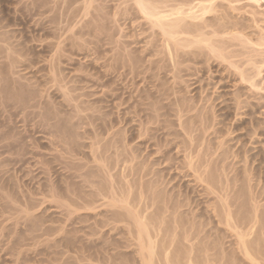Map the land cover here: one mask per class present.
Masks as SVG:
<instances>
[{
  "label": "rangeland",
  "instance_id": "1",
  "mask_svg": "<svg viewBox=\"0 0 264 264\" xmlns=\"http://www.w3.org/2000/svg\"><path fill=\"white\" fill-rule=\"evenodd\" d=\"M41 1L0 0V264H143L133 237V235L136 236L135 228L133 224L130 225L129 215L124 208L100 206L96 209H82L72 215L69 220L68 210L60 206L63 203L53 198L54 194H56L55 197H58V194L60 198L63 196V199H70L69 201L73 203L94 199L100 205L103 200L104 202L108 200L102 199L98 187L103 189L102 192L110 199L112 198L110 187L114 184L120 195L123 192L124 198H130L138 205L137 209L146 215L151 214L152 233L159 226L161 227L160 224H163L157 236L160 238L155 244L157 248L155 251L159 252L155 256L156 264H168L166 261L170 264H191V262L192 264H224L227 259L232 264H256L257 262L252 263L239 249L241 241L243 238L246 239V236L248 250L251 254L253 253V259L255 257L253 262L259 258V262L263 264L264 133L261 128L264 127V102L262 101L264 91H259V88L261 86V89L264 88V0H227L232 6L224 0L220 2L217 0L215 10L219 13L214 10L212 14H207L210 18L208 22L214 25V29L220 31L218 33H227L230 30L231 35L237 37V40L232 39L233 36H229V39L230 33L224 38L223 34L217 33L219 36L216 37L217 34L214 35L212 32L213 35L211 33L209 37L214 36L211 38L215 42L213 46H217L219 50L223 47L221 50H224L225 58L230 57L232 61L229 65L236 64L238 67L236 65L229 67L230 59L227 61L224 57L221 58L218 51L213 53L210 48L209 50L205 48L206 44L203 43L196 44L202 48L204 46L203 50H200L201 56L185 54L188 51L191 52L190 50L199 51L197 50L199 48L193 44V49L186 48L188 51L185 48L184 50L179 48V54L184 53L187 60L183 67L180 66L183 73L178 74L176 81L171 74V59L165 45L166 38L169 37L166 33L169 27L164 23L166 21L168 24L167 18H164L167 16L166 12L165 15L162 14L161 22L157 23L154 20L146 21V14L143 15L141 10L138 11L139 7L135 0L133 2L132 0H126L128 2L94 0L92 6L88 1L85 3L86 0H57L59 3L56 0H44L45 3ZM49 1L57 3L55 5ZM154 1L157 2L156 5L160 2ZM70 15L73 16H71L72 19ZM216 15L219 17L217 20ZM143 16L146 18L143 19ZM162 24L168 28L162 27ZM235 29L240 32L243 30L240 33L243 36L236 33ZM211 30L213 31V28H207V31L211 32ZM244 35L246 39H243ZM180 36L177 37V43L182 45L185 43L182 41L184 35ZM185 36V39L187 36L191 37V35ZM208 53H211L213 58ZM214 54H219V57L217 55L215 57ZM219 58L225 60V62L221 61L222 66ZM178 59L183 60L181 57ZM196 65H198L197 68ZM234 66L246 75L249 72L247 78L257 73L258 80L256 78L255 80L259 90L247 81L243 83L242 78L241 83L240 70L236 71L238 69ZM225 69L232 72L230 76ZM259 70L261 74L258 73ZM52 73H56L58 77L55 81L52 77L55 75ZM236 81L240 82L236 83ZM235 83L238 85L236 86ZM250 85L258 92L254 91ZM236 92L241 94L242 105L249 102L259 105L255 113L249 112L250 114L247 115L236 113L233 109L236 103L234 97L238 96ZM253 92L257 93L256 97ZM261 94L263 96H259ZM19 96L22 98L20 99ZM261 105H263L262 108ZM194 106L198 107L193 108ZM177 108L185 111L182 112L181 117ZM249 111L252 112L250 107ZM46 115H50V118ZM239 119L241 120L238 121ZM69 122L72 127L67 125ZM48 123L55 124L54 128L51 129L53 124L49 127ZM62 125L66 126L65 129ZM212 125L214 128L217 127L214 129ZM68 126L69 130L66 129ZM55 130L60 132L62 130V135L57 134L58 131ZM30 132L33 135H30ZM55 134L58 136L57 142ZM63 134H67L68 139L65 141L62 140L66 139ZM252 135L256 136L253 138ZM68 140L72 142L73 147ZM62 141L65 144H61ZM70 146L74 152L71 151ZM209 154L215 156L213 157L215 161L212 157L211 161L210 157L207 158ZM94 155L99 156L98 160L106 162L107 167L100 165L102 163H98ZM232 155H234L233 158ZM244 155L248 156L247 159ZM223 161H226L225 164ZM204 163L207 164L204 165ZM200 168L203 170L200 171ZM197 171L200 172L197 173ZM228 174L229 177H227ZM202 175L203 178H201ZM198 178L202 179L201 181L209 179L210 182L215 178V182L210 184L204 180L206 182L204 184L198 181ZM107 180H109L108 183ZM118 188H122V191ZM215 188L217 192H214ZM5 189L7 192L4 191ZM250 189H253L252 194ZM227 201L228 203L224 204ZM248 202L250 205L255 204L254 208ZM225 205L229 206L228 212L232 211L230 227L226 225L228 221L225 215L228 216L230 212H227L228 207ZM255 213L260 217L255 216ZM164 215L165 217L162 218ZM113 218L122 219V221L120 224L119 222L114 224ZM174 218L176 220L179 218L176 222L178 226L174 223ZM107 221L111 223L108 224ZM254 222L258 224L255 225ZM233 224H236L235 227ZM249 225L252 227L248 229ZM253 225L255 229H252ZM241 226H244L243 230L240 229ZM178 227L179 231H177ZM239 229L241 232L238 231ZM131 230H133L132 233L129 232ZM234 230L238 233L236 234ZM171 236L175 241L173 238L171 241ZM186 237L189 238H187L188 241ZM237 239H240V246ZM194 240L195 243H192ZM164 246L168 248L167 254ZM207 246L211 249L207 250L208 252L205 250ZM165 254L168 258H165Z\"/></svg>",
  "mask_w": 264,
  "mask_h": 264
},
{
  "label": "bare ground",
  "instance_id": "2",
  "mask_svg": "<svg viewBox=\"0 0 264 264\" xmlns=\"http://www.w3.org/2000/svg\"><path fill=\"white\" fill-rule=\"evenodd\" d=\"M42 1H44V0H42ZM41 1V2H42ZM51 1H54V0H51ZM51 1H49V2H51ZM57 1V0H56ZM67 1V0H66ZM68 1H70V0H68ZM73 1V0H72ZM87 1H88V3L92 6L93 5V1L94 0H86V2L85 3H87ZM97 1V0H96ZM126 1V0H125ZM124 1V2H125ZM136 1V5H138L137 7H139L138 9V11H142L143 13V15H145V16H147V18L145 17V16H143L144 18L143 19H145L146 18V21L147 20H151V21H156L157 23H158V21L159 22H161V19L163 18L162 16V14H164L165 12H166V14H167V16H165L164 18L166 19L167 18V21H168V24H167V22L166 21H164V23H166V25L169 27V29L167 30L166 28H168V27H166L165 26V24H162V27H166V28H164V29H166V33L169 35V37L168 38H166V43H165V45H166V48H167V50H168V54H169V56H170V59H171V64H172V75L175 77V81H176V79L178 78V74L179 73H183V72H181L182 71V69H180V66H182V65H184V63H186L185 61L187 60L186 59V56L184 55V53L182 54V55H180L179 54V52H180V49L181 48H183V50H184V48H185V50H186V48L187 47H190V49H193L192 47L194 46L193 44H195V46H196V44H200V43H203L204 45H205V48H207L208 50H209V48H210V50L214 53H218L219 52V54H216L217 55V57H224L225 58V54L223 53V51L220 49L219 50V48L216 46H213V42L214 41H212V39L211 38H214V36L213 37H209V34L211 35V33L213 32L214 33V35H215V33L217 34L218 32H220L218 29H214V25H212L211 23H209L208 22V20L210 19L209 17H208V15L207 14H209V13H211L212 11H214L215 9H216V6H215V4L217 3V0H164V1H161V0H159L160 2L156 5V3H155V1L153 0H135ZM223 1V0H222ZM221 1V2H222ZM224 1H226V2H228L227 0H224ZM229 1H232V0H229ZM48 2V1H47ZM46 2V3H47ZM58 3H59V1H57ZM56 2V3H57ZM64 2V1H63ZM75 2V1H74ZM121 2V1H120ZM119 2V3H120ZM126 2H128V1H126ZM132 2H133V0H132ZM218 2H220V0L218 1ZM44 3H45V1H44ZM43 3V4H44ZM54 4L55 2H51V4ZM56 3H55V5H56ZM67 3V2H66ZM65 3V4H66ZM95 3V2H94ZM150 3H153V4H150ZM234 2H232V4H233ZM31 4H32V2H31ZM33 4H34V2H33ZM68 4H69V2H68ZM72 4H73V2H72ZM147 4H150L149 6H151V7H149ZM155 4V5H154ZM228 4H230L231 5V3L230 2H228ZM50 5V4H49ZM222 5V4H221ZM44 6V5H43ZM46 6V5H45ZM48 6V5H47ZM53 6V5H52ZM63 6H65L64 4H63ZM70 6H72L71 5V3H70ZM218 6V5H217ZM232 6V5H231ZM54 7H56V6H54ZM57 7H58V4H57ZM67 7V6H66ZM85 7H87L86 5H85ZM84 7V8H85ZM221 7V6H220ZM230 7V6H229ZM63 8V7H62ZM70 7H68V9H69ZM90 8V6L88 5V9ZM127 8V7H126ZM218 8V7H217ZM223 8V7H222ZM52 9V8H51ZM54 9V8H53ZM64 9H66V8H64ZM63 9V10H64ZM219 10H221L220 8H218ZM127 10V9H126ZM158 10H160V11H158ZM223 10V9H222ZM52 11V10H51ZM67 11V10H66ZM65 11V12H66ZM71 11H73V10H71ZM70 11V12H71ZM86 11V10H85ZM88 11V10H87ZM153 11V12H152ZM216 11V10H215ZM89 12V11H88ZM88 12H86V13H88ZM163 12V13H162ZM216 12H218V11H216ZM216 12H214V13H216ZM220 12H223V11H220ZM75 13V12H74ZM86 13L84 14V15H86ZM125 13V12H124ZM128 13V12H127ZM126 13V14H127ZM213 13V12H212ZM211 13V14H212ZM219 13V12H218ZM62 14V13H61ZM60 14V15H61ZM67 14V13H66ZM68 14H71V13H69L68 12ZM217 14V13H216ZM221 14V13H220ZM226 14V13H225ZM117 15V14H116ZM115 15V16H116ZM165 15V14H164ZM228 15V14H227ZM62 16H64V15H62ZM71 16L72 15H70V19H72L71 18ZM214 16V15H213ZM219 16V15H218ZM73 17V16H72ZM54 18V17H53ZM56 18V17H55ZM75 18V17H74ZM168 18H169V20H168ZM217 18H219V17H217V15H216V20H217ZM66 19V18H65ZM69 19V20H70ZM142 19V20H143ZM53 20V19H52ZM57 20V19H56ZM67 20H68V18H67ZM66 20V21H67ZM164 20V19H163ZM195 20H197V21H195ZM198 20H200V21H198ZM212 20V19H211ZM221 20V19H220ZM64 21V20H63ZM62 21V22H63ZM222 21V20H221ZM220 21V22H221ZM53 22V21H52ZM56 22H58V21H56ZM150 22V21H149ZM224 22V21H223ZM222 22V24H224ZM225 22H226V20H225ZM153 23H155V22H153ZM153 23H152V25H153ZM219 23V22H218ZM228 23V22H227ZM72 24V23H71ZM160 24V23H159ZM236 24V23H235ZM233 25V24H232ZM66 26H68V25H66ZM154 26H156V24H154ZM159 26V25H158ZM157 26V27H158ZM217 26V25H216ZM223 26V25H222ZM236 26V25H235ZM100 27V26H99ZM153 27V26H152ZM151 27V28H152ZM160 27V26H159ZM234 27V26H233ZM233 27H232V30H233ZM207 28H213V31L211 30V32L210 31H207ZM219 28V27H218ZM70 29H71V27H70ZM70 29H68L69 31H70ZM100 29V28H99ZM102 29V28H101ZM153 29H155L154 27H153ZM221 29V28H220ZM223 29H224V27H223ZM231 29V28H230ZM226 30V29H225ZM235 30H237V29H235ZM241 30V29H240ZM67 31V30H66ZM72 31H73V29H72ZM71 31V32H72ZM96 31V30H95ZM104 31V30H103ZM160 31V30H159ZM224 31V30H223ZM243 32V30H241V32L240 31H238L237 30V32L236 33H242ZM157 33V32H156ZM162 33H164L163 32V30H162ZM213 33H212V35H213ZM230 33V35H228V37L230 36H233V35H231V31L229 30V32H227V33H218V34H220V35H222L224 38L226 37V35L227 34H229ZM236 33H234L233 32V34L234 35H236V36H238V34H236ZM167 34H165L166 36H167ZM216 35V37H218L219 35ZM164 35V36H165ZM180 35H184V39H182V41H185V43L184 44H182V45H179V43H177L178 41H177V37L179 36V37H181ZM185 35H191V37H188L187 36V38L185 39ZM225 35V36H224ZM1 36V35H0ZM70 35H68V37H69ZM164 36H163V38H164ZM165 36V37H166ZM221 36V37H222ZM240 36H243L242 34H240ZM67 37V38H68ZM183 37V36H182ZM215 37V38H216ZM220 37V38H221ZM230 37H229V39H230ZM235 36H233V37H231L232 39H236L237 40V37H235ZM239 37V36H238ZM246 37V35H244V38L243 39H246L245 38ZM4 38V37H3ZM3 38H1L2 40H3ZM71 38V37H70ZM188 38H191V39H189L188 40ZM192 38H195V39H193V40H195V41H193L192 40ZM224 38H222V40H224ZM7 39V38H6ZM69 39V38H68ZM165 39V38H164ZM219 39V38H218ZM240 39H241V37H240ZM239 39V40H240ZM67 40V39H66ZM221 39H220V41H222ZM226 40H228L227 38H226ZM9 41V40H8ZM162 41V40H161ZM163 41H165V40H163ZM235 41V40H234ZM60 42V41H59ZM219 42V41H218ZM217 42V43H218ZM241 42V41H240ZM6 43V42H5ZM163 43V42H162ZM162 43H161V45H162ZM215 43V42H214ZM232 43V42H231ZM242 43H244V42H242ZM1 44V43H0ZM7 44V43H6ZM5 44V45H6ZM10 43H8V45H9ZM202 44V45H203ZM212 44V45H211ZM220 44V43H219ZM245 44V43H244ZM2 45H3V43H2ZM57 45H59V44H57ZM225 45H227V44H225ZM224 45V46H225ZM229 45H231V44H229ZM163 46V45H162ZM213 46V47H212ZM241 46V45H240ZM239 46V47H240ZM244 46V45H243ZM58 47V46H57ZM163 47H165V46H163ZM196 47H198L199 49H197V48H195V49H197V50H199V51H195V50H190L191 52H189L188 50H186V51H188L187 53H185V54H189V53H191V55L193 54V56L195 55V57L196 56H198V55H200V50L202 49L203 50V48H204V46H203V48L202 47H200V46H196ZM227 47V46H226ZM229 47V46H228ZM235 47V46H234ZM245 47V46H244ZM7 48H8V46H7ZM61 48V47H60ZM159 48H161L160 46H159ZM180 48V49H179ZM216 48H218V49H216ZM57 49H59V48H57ZM188 49V48H187ZM228 49V48H227ZM230 49V48H229ZM8 50V49H7ZM10 50V49H9ZM182 50V49H181ZM201 50V51H202ZM15 51V50H14ZM162 51V50H161ZM165 51V50H164ZM210 51V52H211ZM218 51V52H217ZM7 53H8V51H6ZM10 52V51H9ZM58 52V51H57ZM159 52V51H158ZM183 52V51H182ZM211 52V53H212ZM226 52H227V50H226ZM235 52V51H234ZM15 53V52H14ZM203 53V52H202ZM211 53H208L209 55L211 54ZM230 53H232V52H230ZM229 53V54H230ZM242 53H243V51H242ZM18 54V53H17ZM163 54H165V52H163ZM236 54V53H235ZM240 54V53H239ZM10 55V54H9ZM166 55V54H165ZM190 55V54H189ZM212 55V54H211ZM215 55V54H214ZM216 55H215V57H216ZM219 55V56H218ZM228 55V54H227ZM236 55H238V53L236 54ZM250 55V54H249ZM20 56V55H19ZM201 56V55H200ZM203 56V55H202ZM208 56V55H207ZM239 56V55H238ZM254 56H256V55H254ZM9 58H10V56H8ZM179 57H181V58H183V60H180V59H178ZM191 57V56H190ZM204 57V56H203ZM211 58H213V55L212 56H210ZM234 57V56H233ZM232 57V58H233ZM243 57H244V55H243ZM242 57V58H243ZM251 57H253V56H251ZM166 58V57H165ZM209 58V57H208ZM221 58H219L220 59V62L221 61H223ZM223 58V59H224ZM237 58V57H236ZM193 59V58H192ZM195 59V58H194ZM207 59V58H206ZM206 59H205V61H206ZM210 59V58H209ZM215 59V58H214ZM218 59V60H219ZM226 60L227 59H230V57L228 58V57H226L225 58ZM189 60V59H188ZM236 60V59H235ZM244 60V59H243ZM249 60V59H248ZM228 61V60H227ZM237 61V60H236ZM241 61V60H240ZM256 61H258V60H256ZM255 61V63H257ZM15 62V61H14ZM13 62V63H14ZM223 62H225V60L223 61ZM229 62H230V64H231V59L228 61V65H229ZM234 63H235V61H233ZM250 62H251V60H250ZM261 62V61H260ZM12 62H10V64H11ZM206 63V62H205ZM210 63V62H209ZM189 64H191V63H189ZM222 64V62L220 63V65ZM224 64V63H223ZM226 64V63H225ZM233 64V63H232ZM240 64V63H239ZM247 64V63H246ZM260 65L262 64V63H259ZM187 65V64H186ZM194 65V64H193ZM203 65V64H202ZM206 65V64H205ZM233 65H236V64H233ZM233 65L231 66V65H229V67H233ZM242 65V64H241ZM240 65V66H241ZM250 65V64H249ZM54 66V65H53ZM168 66V65H167ZM191 66H192V64H191ZM197 66L198 65H196V68H197ZM222 66V65H221ZM224 66H226V65H224ZM240 66H239V68H240ZM246 66H248V65H246ZM162 67V66H161ZM183 67V66H182ZM236 67H238L237 65H236ZM55 68V67H54ZM210 68V67H209ZM225 68V67H224ZM234 68H235V66H234ZM248 68H249V66H248ZM254 68V67H253ZM253 68H251L252 70H253ZM260 68V67H259ZM226 69H227V67H226ZM225 69V70H226ZM229 69V68H228ZM232 69V68H231ZM230 69V70H231ZM235 69H238V68H235ZM242 69V68H241ZM250 69V70H251ZM54 70V69H53ZM190 70V69H189ZM189 70H188V72H189ZM240 69H238V70H236V71H239ZM246 70V69H245ZM249 70V71H250ZM56 71V70H55ZM197 71V70H196ZM226 71H228L230 74H229V76L231 75V73L232 72H230L229 70H226ZM235 71V70H234ZM235 71V72H236ZM255 71V70H254ZM260 71V70H259ZM209 72H210V69H209ZM256 72H258V71H256ZM1 73H2V71H1ZM213 73V72H212ZM239 73V72H238ZM238 73H237V75H238ZM241 73V74H240ZM240 76L241 77H239L240 79V81H241V83H242V80H243V83H244V81H247L248 83H251L255 88H259V87H257L258 85H257V83H256V80H255V78L256 77H258V75H257V73H255V72H253V73H255V76H251L250 75V78H247V76H249L248 75V73H247V75L246 74H244L243 72H241V70H240ZM252 73V74H253ZM259 74H261V71L260 72H258ZM56 74V73H55ZM55 74H53L52 73V75H55ZM182 75V74H181ZM180 75V76H181ZM236 75V76H237ZM186 76V75H185ZM234 76H235V74H234ZM53 77V79H54V81L58 78L56 75L55 76H52ZM57 77V78H56ZM193 77V76H192ZM241 78H242V80H241ZM61 79V78H60ZM180 79V78H179ZM257 79V78H256ZM258 80V79H257ZM64 81V80H63ZM177 81H179V80H177ZM240 81H236V83L238 82H240ZM8 82V81H7ZM182 82V81H181ZM180 82V83H181ZM235 82V81H234ZM253 82H255V83H253ZM56 83V82H55ZM60 83V82H59ZM183 83V82H182ZM184 83H185V81H184ZM236 83H235V85H236ZM176 84V83H175ZM175 84H174V86H175ZM256 86H255V85ZM187 85V84H186ZM238 85V84H237ZM236 85V86H237ZM245 85V84H244ZM252 85H250V87H252L253 88V86ZM262 85V84H261ZM264 85V84H263ZM246 86V85H245ZM5 87V86H4ZM66 87V86H65ZM62 88H64V87H62ZM68 88V87H67ZM238 88V87H237ZM255 88H253L254 89V91H257V90H255ZM261 88H262V86H261ZM261 88H259L258 90L259 91H264V88L263 89H261ZM64 89H66V88H64ZM170 89V88H169ZM174 89H176V88H174ZM242 89V88H241ZM70 90V89H69ZM248 90H249V88H248ZM2 91V90H1ZM11 91V90H10ZM68 91V90H67ZM251 91V90H250ZM250 91H248L249 93H250ZM261 91V92H262ZM12 92H14V91H12ZM70 92H72V91H70ZM181 92V91H180ZM258 92V91H257ZM9 93V92H8ZM177 93V92H176ZM237 93V92H236ZM254 93V96L257 94V93H255V92H253ZM260 93V92H259ZM7 94V93H6ZM5 94V95H6ZM24 94V93H23ZM67 94V93H66ZM178 94V93H177ZM248 94V93H247ZM252 94V93H251ZM16 95H18V94H16ZM19 95H21V94H19ZM27 95V94H26ZM68 95V94H67ZM174 95H175V93H174ZM238 95V96H237ZM237 97H234L235 98V102L236 103H234V106H235V108H233V109H235L236 110V113H239V115L240 114H244V115H247V114H250V113H255V111H256V109L258 108V106L259 105H257V104H251L250 102L247 104H245V105H242V103L243 102H241V100H240V96H241V94H238L237 93ZM3 96V95H2ZM7 96H8V94H7ZM14 96V95H13ZM22 96H25V95H22ZM69 96V95H68ZM71 96H72V94H71ZM161 96H163V94L161 95ZM168 96V95H167ZM173 96V95H172ZM259 96H263L262 94L261 95H259ZM170 97V96H169ZM256 97V96H255ZM8 98V97H7ZM7 98H6V100H7ZM11 98V97H10ZM19 98H20V96H19ZM18 98V99H19ZM22 98V97H21ZM20 98V99H21ZM30 98V97H29ZM32 98V97H31ZM237 98V99H236ZM3 99V98H2ZM15 99V98H14ZM13 99V100H14ZM12 100V99H11ZM29 100V99H28ZM202 100V99H201ZM212 100V99H211ZM257 100V99H256ZM261 100V99H260ZM5 101V100H4ZM14 101H16V100H14ZM24 101V100H23ZM263 102H264V100H262ZM25 102H26V99H25ZM209 102V101H208ZM248 102V101H247ZM5 103V102H4ZM21 103H22V101H21ZM24 103V102H23ZM27 103V102H26ZM201 103V102H200ZM209 103H211V102H209ZM205 104V103H204ZM236 104V105H235ZM196 105V104H195ZM200 105V104H199ZM228 106H231V105H228ZM186 107V106H185ZM196 106H194L193 108H195ZM198 107V106H197ZM196 107V108H197ZM249 107L252 109V112L251 111H249ZM261 108L263 107V105H261L260 106ZM232 108V107H231ZM178 109V108H177ZM190 109V108H189ZM188 109V110H189ZM192 109V108H191ZM190 109V110H191ZM214 109V108H213ZM230 109V108H229ZM159 110V109H158ZM179 110V112H180V117H181V115H182V112L184 113L185 111H183L182 109H178ZM187 110V109H186ZM192 110H194V109H192ZM241 110H243L242 112H241ZM6 111V110H5ZM238 111H240V112H238ZM258 111V110H257ZM176 112V111H175ZM191 112V111H190ZM213 112V111H212ZM250 112V113H249ZM51 113V112H50ZM188 113V112H187ZM25 114V113H24ZM47 114V113H46ZM199 114V113H198ZM203 114V113H202ZM237 115V114H236ZM241 115V116H242ZM26 116V115H25ZM47 117H49L50 118V115H46ZM177 116V115H176ZM184 116H186V115H184ZM238 116V115H237ZM44 117V116H43ZM43 117H42V119H43ZM183 117V116H182ZM240 117V116H239ZM27 118V117H26ZM36 118V117H35ZM178 118V117H177ZM217 118V117H216ZM215 118V119H216ZM220 118V117H219ZM219 118H217V119H219ZM241 118V117H240ZM38 119H40V118H38ZM42 119H40V120H42ZM56 119V118H55ZM252 119V118H251ZM254 119V118H253ZM23 120V119H22ZM47 120V119H46ZM208 120V119H207ZM234 120V119H233ZM241 119H239L238 121H240ZM11 121V120H10ZM34 121H35V119H34ZM39 121V120H38ZM43 121H45V119H43ZM49 122H50V120H48ZM54 121V120H53ZM69 121H71L70 119H69ZM23 122H25V121H23ZM22 122V123H23ZM40 122V121H39ZM51 122H52V119H51ZM58 122V121H57ZM204 122V121H203ZM202 122V123H203ZM215 122V121H214ZM26 123V122H25ZM42 123H44V122H42ZM46 123H47V121H46ZM54 123V122H53ZM53 123H51V124H49V127L53 124ZM60 123V122H59ZM58 123V124H59ZM251 123V122H250ZM48 124H46L47 126H48ZM61 124V123H60ZM63 124V123H62ZM208 124V123H207ZM253 124V123H252ZM25 125V124H24ZM32 125V124H31ZM45 125V124H44ZM67 125H70L71 126V123L69 122ZM183 125V124H182ZM192 125V124H191ZM190 125V126H191ZM198 125V124H197ZM213 125H214V123H213ZM213 125L211 126V127H213ZM38 126V125H37ZM47 126L45 127V128H47ZM54 126H55V124H53V127H51V129H53L54 128ZM58 126H60V125H58ZM63 127H64V125H62ZM253 126V125H252ZM26 127V126H25ZM34 127H35V124H34ZM44 127V126H43ZM57 127V126H56ZM66 127V126H65ZM65 127H64V129H65ZM72 127V126H71ZM70 127V128H71ZM185 127V126H184ZM211 127L209 128L210 130H211ZM217 127V126H216ZM215 127V128H216ZM36 128V127H35ZM39 128V127H38ZM69 128V126L66 128V129H68ZM214 128V127H213ZM214 128V129H215ZM254 128V127H253ZM34 129V128H33ZM50 129V128H49ZM56 129V128H55ZM58 129V128H57ZM63 129V128H62ZM63 129V130H64ZM72 129V128H71ZM185 129V128H184ZM206 129H207V127H206ZM262 130V132L264 133V127H262L261 128ZM26 131H27V129H25ZM69 130V129H68ZM51 131V130H50ZM56 132H57V134H59L60 135V133H61V135H62V130H61V132L59 131V130H55ZM185 131H186V129H185ZM228 131V130H227ZM231 131H232V128H231ZM257 131H258V129H257ZM21 132V131H20ZM19 132V133H20ZM49 132V131H48ZM64 132H67V131H64ZM207 132V131H206ZM233 132V131H232ZM256 132V131H255ZM52 133V132H51ZM228 133V132H227ZM229 133H230V131H229ZM17 134V133H16ZM28 134V133H27ZM74 134V133H73ZM6 135V134H5ZM23 135V134H22ZM21 135V136H22ZM26 135V134H25ZM30 135H33V134H31V132H30ZM63 135H67V134H63ZM72 135V134H71ZM191 135V134H190ZM225 135V134H224ZM231 135V134H230ZM251 135V134H250ZM17 136V135H16ZM19 136V135H18ZM53 137H54V135H52ZM65 136H63V137H65ZM68 136H70L69 135V133H68ZM98 136V135H97ZM228 136H229V134H228ZM253 136V135H252ZM254 136H256V135H254ZM254 136H253V138H254ZM7 137V136H6ZM11 137V136H10ZM14 137H15V135H14ZM55 137H57L56 138V142H57V140H58V136H56V134H55ZM226 137V136H225ZM251 137V136H250ZM259 137V136H258ZM18 137H16V139H17ZM20 138V137H19ZM24 138V137H23ZM22 138V139H23ZM34 138H35V136H34ZM60 138V137H59ZM70 138V137H69ZM98 138V137H97ZM222 138H224V136H222ZM8 139H10V138H8ZM53 139V138H52ZM68 138H67V136H66V139H62V140H67ZM225 139V138H224ZM1 140V139H0ZM24 140V139H23ZM32 140V139H31ZM54 140V139H53ZM69 140H71V139H69ZM68 140V141H69ZM192 140V139H191ZM193 140H194V138H193ZM201 140V139H200ZM222 140V139H221ZM2 141H5V140H2ZM10 141V140H9ZM15 142H16V140H14ZM20 141V139L18 140V142ZM60 142H61V140H59ZM67 141V142H68ZM94 141V140H93ZM92 141V142H93ZM251 141V140H250ZM18 142H16V143H18ZM51 142H52V140H51ZM54 142V141H53ZM60 142H58V143H60ZM98 142H100V141H98ZM192 142V141H191ZM190 142V143H191ZM223 142H224V140H223ZM2 143H4V142H2ZM7 143V142H6ZM5 143V144H6ZM11 143V142H10ZM22 143V142H21ZM21 143H19V144H21ZM24 143V142H23ZM26 143V142H25ZM24 143V144H25ZM34 143V142H33ZM55 143V142H54ZM69 143H70V141H69ZM97 143V142H96ZM221 143V142H220ZM7 144H9V142L7 143ZM6 144V145H7ZM14 144V143H13ZM12 144V145H13ZM23 144V145H24ZM53 144V143H52ZM56 144V143H55ZM61 144H65V142L63 143V141H62V143ZM67 144V143H66ZM71 144V146H72V142L70 143ZM100 144V143H99ZM193 144V143H192ZM222 144V143H221ZM220 144V145H221ZM16 145V144H15ZM22 145V146H23ZM34 145H36V143L34 144ZM34 145H33V148H34ZM37 145H38V143H37ZM40 145V144H39ZM58 145V144H57ZM57 145H55V146H57ZM95 145V144H94ZM248 145H249V142H248ZM248 145H246V146H248ZM4 146V145H3ZM7 146H10V145H7ZM26 146H28L27 144H26ZM61 146V145H60ZM67 146L69 147V145L67 144ZM70 146V148H71V151L72 152H74V149L72 150V147ZM222 146H224V145H222ZM6 147V146H5ZM19 147V146H18ZM25 147V146H24ZM58 147V146H57ZM62 147V146H61ZM191 147V146H190ZM245 147V146H244ZM29 148H30V146H29ZM32 148V147H31ZM35 148H37V147H35ZM56 148V147H55ZM55 148H53V149H55ZM66 148V150L68 149L67 147H65ZM217 148V147H216ZM221 148V147H220ZM263 148V147H262ZM25 149V148H24ZM40 149V148H39ZM64 149V147L62 148V150ZM96 149V148H95ZM98 149V148H97ZM96 149V151H99V150H97ZM222 149V148H221ZM20 150H23V149H20ZM35 150V149H34ZM61 150V151H62ZM219 150V149H218ZM248 150V149H247ZM29 151V150H28ZM40 151V150H39ZM60 151V152H61ZM68 151V150H67ZM66 151V152H67ZM213 151V150H212ZM234 151V150H233ZM249 151V150H248ZM22 152V151H21ZM62 152H64V151H62ZM61 152V153H62ZM71 152V153H72ZM102 152V151H101ZM186 152V151H185ZM209 152V151H208ZM214 152H216V150L214 151ZM23 153V152H22ZM95 154H97L96 152H94ZM93 153V154H94ZM191 152H189V154H190ZM207 153V152H206ZM213 153V152H212ZM231 153V152H230ZM244 153H245V151H244ZM100 154V153H99ZM215 154V153H214ZM217 154H218V152H217ZM246 154V153H245ZM193 155H194V152H193ZM193 155H192V157H193ZM210 155H213V154H209V156H207V158H209L210 157V161H211V157L213 158V157H215V156H210ZM226 155V154H225ZM95 156V155H94ZM134 156V155H133ZM187 156V155H186ZM231 156V155H230ZM233 156L234 155H232V158H233ZM239 156V155H238ZM245 156V155H244ZM258 156V155H257ZM99 157V156H98ZM98 157L97 156H95V158H96V161L98 162V163H102V164H100V165H103V166H105V163L102 161V160H98ZM106 157V156H105ZM191 157V156H190ZM195 157V156H194ZM196 157H198V156H196ZM237 157V156H236ZM236 157H235V159H236ZM246 157V156H245ZM248 157V156H247ZM247 157H246V159H247ZM94 158V159H95ZM100 158H101V156H100ZM99 158V159H100ZM201 158V157H200ZM203 158V157H202ZM250 158V157H249ZM5 159V158H4ZM102 159V158H101ZM105 159V158H104ZM190 159V158H189ZM189 159H187V160H189ZM234 159V160H235ZM238 159V158H237ZM108 160V159H107ZM118 160V159H117ZM133 160V159H132ZM192 160V159H191ZM193 160H194V162H195V158H193ZM202 160V159H201ZM213 160H214V158H213ZM221 160V159H220ZM40 161H41V159H40ZM99 161H101V162H99ZM105 161H106V159H105ZM206 161H208L207 159H206ZM205 161V162H206ZM215 161V160H214ZM226 161H227V159H226ZM225 161V162H226ZM38 162H39V160H38ZM188 162V161H187ZM217 162V161H216ZM224 162V161H223ZM225 162H224V164H225ZM40 163V162H39ZM41 163H42V161H41ZM45 163V162H44ZM193 163V162H192ZM210 163V162H209ZM214 163V162H213ZM247 163H249V162H247ZM2 164V163H1ZM199 164V163H198ZM205 164H207V163H204V165ZM234 164V163H233ZM232 164V165H233ZM146 165V164H145ZM201 165H203L202 163H201ZM103 166H101L102 168H103ZM190 166H191V164H190ZM236 166V165H235ZM238 166V165H237ZM105 167H107V166H105ZM201 167V166H200ZM207 167V166H206ZM205 167V168H206ZM214 167V166H213ZM223 167H224V165H223ZM231 167V166H230ZM100 168V167H99ZM192 168V167H191ZM202 168V167H201ZM200 168V171L201 170H203V169H201ZM204 168V169H205ZM226 168V167H225ZM236 168V167H235ZM234 168V169H235ZM253 168V167H252ZM106 169V168H105ZM231 169V168H230ZM234 169H233V171H234ZM246 172H247V165H246ZM100 170V169H99ZM102 170V169H101ZM207 170V169H206ZM210 170H211V168H210ZM200 171H197V173L198 172H200ZM255 171V170H254ZM102 172V171H101ZM109 172V171H108ZM112 172V171H111ZM111 172L109 173V174H111ZM154 172V171H153ZM105 173V172H104ZM134 173V172H133ZM206 173V172H205ZM205 173H203V174H205ZM211 173H212V171H211ZM225 173H226V171H225ZM228 173V172H227ZM233 173V172H232ZM235 173V172H234ZM249 172H247V174H248ZM108 174V175H109ZM143 174V173H142ZM208 174V173H207ZM207 174H206V177H207ZM246 174V173H245ZM101 175V174H100ZM104 175V174H103ZM105 175H107V174H105ZM148 175V174H147ZM197 175V174H196ZM209 175H211V174H209ZM209 175H208V177H209ZM219 175V174H218ZM227 175V174H226ZM225 175V176H226ZM251 175H252V173H251ZM262 175V174H261ZM111 177H112V175H110ZM144 176V175H143ZM142 176V177H143ZM212 176H213V174H212ZM248 176H250V175H248ZM105 177V176H104ZM110 177V178H111ZM198 177H200V175L198 174ZM214 177V176H213ZM227 177H229V174H228V176ZM110 178H109V180H110ZM201 178H203V175H202V177ZM108 179V178H107ZM112 179V178H111ZM208 179V178H207ZM215 179V178H214ZM213 179V181H211V182H215V180ZM239 179V177L237 178V180ZM103 180V179H102ZM109 180H107V183H108V181ZM114 180V179H113ZM202 179H199L198 178V181H201ZM205 180V179H204ZM204 180L203 181H201V182H204ZM218 180V179H217ZM261 180H262V178H261ZM111 181V180H110ZM151 181H152V179H151ZM206 181V180H205ZM240 181V180H239ZM250 181V180H249ZM248 181V182H249ZM101 182V181H100ZM112 182V181H111ZM110 182V183H111ZM116 182V181H115ZM207 183L208 182H210V180L208 179V181H206ZM206 182H204V184H206ZM211 182H210V184H211ZM251 182H252V180H251ZM250 182V183H251ZM53 181H52V185H53ZM103 183H104V181H103ZM152 183V182H151ZM259 183H260V180H259ZM105 184V183H104ZM113 184H114V182H113ZM221 184H223V183H221ZM237 184H238V182H237ZM241 184V183H240ZM68 185H69V183H68ZM110 185H112V183L110 184ZM115 185V184H114ZM114 185H112V187H110V190H111V188H112V198H108L107 197V195L105 194V193H103L102 191H103V189H101L100 187H98L99 189H100V194L99 195H101L103 198L102 199H105V200H108V201H105L104 202V200L102 201V204H97V202L93 199V200H83V202H72V201H69L70 199H68L67 200V198L65 199H63L62 197L60 198L59 196L60 195H58L57 194V196L58 197H55L56 196V194H54L53 195V198H54V200L55 199H58L59 201H61V203H63V205L61 204L60 206L62 207H64V208H66V210H68V219L70 220V218L72 217V215H74L76 212H78V211H80V210H82V209H96V208H98V207H100V206H110V207H114V208H124L126 211H127V213H128V215H129V217H128V219H130V221H131V224L130 225H132L133 224V226H134V228H135V230L134 231H136V236L135 235H133V237H134V239L136 240V244H137V247H138V251H139V255L141 256L140 257V260L141 261H143V264H156L155 263V256H156V254H158V253H156V246H155V244H156V242H157V240H159L158 238H160V237H158L157 238V236H158V234H160V230H162L161 229V227H162V225L163 224H160L161 225V227L159 226V228L158 229H156V228H154V229H156L155 230V232L153 231V233H152V228L150 227V216H151V214H150V216L149 215H146V214H144V212H142V211H140L139 209H137V207H138V205L136 204V203H134L133 201H131L130 200V198H124L123 197V192H122V194L120 195V193H119V191L117 190V188H115V186ZM209 185V184H208ZM208 185L206 186V187H208ZM230 185V184H229ZM252 185V184H251ZM251 185H250V187H251ZM130 187L132 186V184L131 185H129ZM210 186V185H209ZM214 186V185H213ZM224 186V185H223ZM227 186V185H226ZM244 186V185H243ZM259 186H260V184H259ZM53 187V186H52ZM143 187V186H142ZM141 187V188H142ZM155 187V186H154ZM156 187H157V185H156ZM212 187V186H211ZM217 187V186H216ZM258 187V186H257ZM3 189H4V187H2ZM129 188V187H128ZM239 188V187H238ZM254 188V187H253ZM98 189V190H99ZM118 189H120V188H118ZM122 189V188H121ZM120 189V190H121ZM132 189V188H131ZM130 189V190H131ZM152 189V188H151ZM213 189V188H212ZM9 190V189H8ZM143 190V189H142ZM208 190V189H207ZM218 190V189H217ZM221 190V189H220ZM219 190V191H220ZM235 190V189H234ZM251 190V189H250ZM253 190V189H252ZM252 190H251V194H252ZM4 191H6V189L4 190ZM122 191V190H121ZM126 191V190H125ZM166 191V190H165ZM216 191V188L214 189V192ZM219 191H218V195H219ZM227 191V190H226ZM230 191V190H229ZM233 191V190H232ZM257 191V190H256ZM255 191V194L257 195V192ZM262 191V190H261ZM1 192V191H0ZM7 192V191H6ZM130 192V194H131V191H129ZM134 192V191H133ZM168 192V191H167ZM182 192V191H181ZM217 192V191H216ZM223 192H225V191H223ZM223 192H222V195H223ZM75 194V193H74ZM128 194V192H126V195ZM143 194H144V192H143ZM165 194H166V192H165ZM210 194H211V192H210ZM5 195V194H4ZM10 195V197H11V193L9 194ZM125 195V194H124ZM221 195V197L223 198L222 200L224 201V197ZM256 195H254V196H256ZM259 195V194H258ZM6 196V195H5ZM8 196V195H7ZM109 196V195H108ZM128 196V195H127ZM141 196V195H140ZM143 196V195H142ZM141 196V197H142ZM181 196V195H180ZM179 196V197H180ZM188 196V195H187ZM220 196V195H219ZM251 196V195H250ZM263 196H264V194H263ZM140 197V198H141ZM145 197V196H144ZM228 197V196H227ZM226 197V198H227ZM252 197V196H251ZM4 198H6V197H4ZM155 198V197H154ZM235 198H236V196H235ZM240 198V197H239ZM238 198V199H239ZM249 198V197H248ZM253 198H255V197H253ZM262 198V197H261ZM10 199V198H9ZM8 199V200H9ZM230 199V198H229ZM251 199V198H250ZM143 200V199H142ZM166 200V199H165ZM173 200V199H172ZM220 200H221V198H220ZM219 200V201H220ZM221 200V201H222ZM226 200V199H225ZM228 200V199H227ZM243 200V199H242ZM253 200V199H252ZM251 200V201H252ZM7 201V200H6ZM11 201V200H10ZM99 201H101V200H99ZM140 201H141V199H140ZM178 201V200H177ZM220 201V202H221ZM241 201V200H240ZM251 201H250V203H251ZM257 201H259V200H257ZM264 201V200H263ZM7 202H9V201H7ZM58 202V201H57ZM143 202V201H142ZM157 202V201H156ZM165 202V201H164ZM155 203V202H154ZM180 203V202H179ZM228 203V201L226 202V203H224V204H227ZM242 203H243V201H242ZM252 203H255L254 201H252ZM97 204V205H96ZM146 204V203H145ZM164 204V203H163ZM171 204V203H170ZM222 204V203H221ZM221 204H219V205H221ZM247 204V203H246ZM248 204H249V202H248ZM258 204H260V203H258ZM140 205H141V203H140ZM160 205V204H159ZM166 205V204H165ZM165 205H163V206H165ZM176 205V204H175ZM190 205V204H189ZM229 205V204H228ZM237 205V204H236ZM235 205V206H236ZM238 205H240L239 204V202H238ZM250 205V204H249ZM252 205V204H251ZM250 205V206H251ZM254 205L255 204H253L252 206H253V208H254ZM142 206V205H141ZM170 206V205H169ZM172 206V205H171ZM212 206V205H211ZM215 206V205H214ZM260 206H261V204H260ZM155 207V206H154ZM166 207H168V206H166ZM181 207H182V205H181ZM225 207H228V209H227V212H228V210H229V206H226L225 205ZM234 207V206H233ZM244 207V206H243ZM259 207V206H258ZM156 208V207H155ZM179 208H180V206H179ZM218 208V207H217ZM260 208V207H259ZM258 208V209H259ZM146 209H148V207L146 208ZM145 209V210H146ZM213 209H214V207H213ZM236 209V208H235ZM239 209V208H238ZM242 209V208H241ZM24 210H25V208H24ZM23 210V211H24ZM30 210H31V208H30ZM166 210V209H165ZM168 210H169V208H168ZM180 210V209H179ZM223 210L225 211V208H223ZM223 210H222V212H223ZM231 210V209H230ZM26 211V210H25ZM115 211H117V210H115ZM214 211V210H213ZM215 211H216V209H215ZM254 211V210H253ZM255 211H256V208H255ZM27 212H28V210H27ZM123 212V211H122ZM166 212V211H165ZM226 212V213H227ZM230 212V214H228ZM227 214H228V216L227 215H225L226 216V218H227V221H225V223L227 222L228 224H226V225H228L229 226V223H230V218L232 217V211H229ZM258 212H259V210H258ZM261 212V211H260ZM149 213V212H148ZM167 213V212H166ZM214 213V212H213ZM239 213H241V212H239ZM256 213H257V211H256ZM255 213V216L257 215ZM27 214H30V213H27ZM153 214V213H152ZM215 214V213H214ZM222 214V213H221ZM234 214V213H233ZM253 214V213H252ZM113 215H116V214H113ZM219 215V214H218ZM224 215V214H223ZM235 215V214H234ZM176 216V215H175ZM257 216H259V215H257ZM112 217V216H111ZM165 217V215L162 217V218H164ZM176 217H178V215L176 216ZM175 217V218H176ZM219 217H220V215H219ZM224 217V216H223ZM260 217V216H259ZM123 218V217H122ZM170 218V217H169ZM174 218V219H175ZM221 218H222V215H221ZM225 218V219H226ZM256 218V217H255ZM254 218V219H255ZM114 220H112L113 222H114V224L116 223L117 224V222H119V224H120V222L122 221V219H118V218H113ZM125 219V218H124ZM179 219V218H178ZM176 220L175 219V224H176V222H178L179 220ZM261 219V218H260ZM127 220V219H126ZM195 220H196V218H195ZM222 220V219H221ZM232 220V219H231ZM236 220V219H235ZM256 220H259L258 218H256ZM110 221V220H109ZM162 221V220H161ZM244 221V220H243ZM243 221H242V223H243ZM254 221V220H253ZM112 222V223H113ZM126 222V221H125ZM124 222V223H125ZM152 222V221H151ZM165 222H166V219H165ZM234 222V221H233ZM236 222V221H235ZM106 223H111V222H106ZM129 223V222H128ZM156 223V222H155ZM255 223V222H254ZM254 223H252V224H254ZM257 223V222H256ZM256 223H255V225H256ZM263 224V222H260V224ZM113 224V225H114ZM123 224V223H122ZM165 224V223H164ZM193 224H194V222H193ZM222 224V223H221ZM232 224V223H231ZM251 224V225H252ZM258 224V223H257ZM167 225V224H166ZM177 225V224H176ZM182 225H183V223H182ZM184 225H186V224H184ZM196 225V224H195ZM234 225V224H233ZM236 225V224H235ZM235 225H234V227H235ZM251 225H249V227H248V229L250 228V226ZM128 226H129V224H128ZM127 226V227H128ZM153 226H155V225H153ZM152 226V227H153ZM173 226H174V224H173ZM178 226V225H177ZM179 226H181V225H179ZM189 226V225H188ZM245 226V225H244ZM244 226H241L240 227V229L242 228V227H244ZM247 226V225H246ZM254 226V225H253ZM261 226V225H260ZM117 227V226H116ZM119 227V226H118ZM166 227V226H165ZM171 227V226H170ZM195 227V226H194ZM202 227V226H201ZM230 227V226H229ZM237 227V226H236ZM252 227V226H251ZM125 228H126V226H125ZM130 228H132L131 226H130ZM151 228V229H150ZM193 228V227H192ZM232 228V227H231ZM127 229V228H126ZM129 229V228H128ZM153 229V230H154ZM176 229V228H175ZM194 229V228H193ZM202 229V228H201ZM237 229V228H236ZM240 229L238 230V231H240ZM252 229H255V226H254V228H252ZM264 229V228H263ZM116 230V229H115ZM183 230V229H182ZM228 230V229H227ZM233 230V229H232ZM241 230H243V228L241 229ZM259 230V229H258ZM262 230V229H261ZM117 231V230H116ZM171 231V230H170ZM177 231H179V227H178V229H177ZM176 231V232H177ZM185 231V230H184ZM188 231V230H187ZM234 231H236V230H234ZM234 231H232L233 233H235ZM238 231H236V234L238 233ZM246 232H249V231H247V230H245ZM245 231L243 232L244 234H247V233H245ZM255 231V230H254ZM130 233H132L133 232V230H131V231H129ZM168 232H169V230H168ZM205 232V231H204ZM231 232V233H232ZM241 232V231H240ZM253 232V231H252ZM263 232V231H262ZM199 233H201V232H199ZM203 233V232H202ZM229 233H230V231H229ZM232 233V234H233ZM95 234V233H94ZM100 234H102V233H100ZM133 234H135V233H133ZM212 234V233H211ZM231 234V235H232ZM235 234V235H236ZM254 234H255V232H254ZM264 234V233H263ZM262 234V235H263ZM188 235V234H187ZM202 235V234H201ZM241 235H242V233H241ZM261 235V234H260ZM261 235V236H262ZM131 238H132V235L130 234L129 235ZM162 236V235H161ZM173 236V235H172ZM171 236V241H172V237ZM185 236H186V233H185ZM190 236H191V232H190ZM194 236V235H193ZM199 236V235H198ZM238 236H240V235H238ZM237 236V237H238ZM250 236V235H249ZM251 236H253V235H251ZM250 236V237H251ZM260 236V237H261ZM165 237V236H164ZM168 237V236H167ZM176 237H177V235H176ZM201 237V236H200ZM236 237V238H237ZM244 237H245V235H244ZM188 237H186L185 239L188 241V239H187ZM195 238V240H196V237H194ZM198 239L197 240H199V237H197ZM239 238V237H238ZM241 238H243V236H241ZM248 237L246 236V239H247ZM264 238V237H263ZM174 239V238H173ZM223 239V238H222ZM246 239H244L243 238V240L241 241V246H240V239L238 240L239 241V245L238 246H240L239 247V249H241L242 250V252H244L245 253V256H247L248 257V259H250L251 261H252V263H258L259 262V258L257 257V255H256V257L258 258V259H256V261L255 262H253V260L255 259V257H254V259H253V256H252V254L249 252V250H248V247H249V245L247 246V243L245 242V240ZM251 239V238H250ZM253 239V238H252ZM256 239H257V237H256ZM259 239V238H258ZM133 240V239H132ZM134 240V241H135ZM195 240H194V242H192V243H195ZM212 240V239H211ZM248 240V239H247ZM174 241H175V239H174ZM182 241H183V239H182ZM181 241V242H182ZM186 241V242H187ZM205 241V240H204ZM237 241V242H238ZM263 241V240H262ZM213 242V241H212ZM217 242V241H216ZM259 242H260V240H259ZM116 243V242H115ZM134 243V242H133ZM160 243H161V241H160ZM180 243V242H179ZM188 243V242H187ZM218 243V242H217ZM258 243V242H257ZM256 243V244H257ZM173 244V243H172ZM225 244V243H224ZM254 244H255V242H254ZM264 244V243H263ZM188 245V244H187ZM191 246H192V244H190ZM193 245H195V244H193ZM261 245V244H260ZM158 246V245H157ZM169 246H170V244L167 246L168 248H169ZM172 246V245H171ZM199 246V245H198ZM221 246V245H220ZM237 246V245H236ZM136 247V248H137ZM165 247V246H164ZM182 247V246H181ZM208 247V246H207ZM263 247V246H262ZM156 248V249H155ZM168 248H166L165 247V251L166 250H168ZM184 248V247H183ZM225 248V247H224ZM261 248V247H260ZM239 249H237V250H239ZM252 249H253V247H252ZM171 250V247H170V249H169V251ZM199 250H201V249H199ZM206 250V252H208L207 250H211L209 247L207 248V249H205ZM241 250H239L240 252H241ZM257 250V249H256ZM137 251V250H136ZM163 251V250H162ZM192 251H193V249H192ZM191 251V252H192ZM222 251V250H221ZM215 252V251H214ZM253 252V251H252ZM213 253V252H212ZM166 254H167V251H166ZM165 254V258H168L167 257V255ZM170 254V253H169ZM180 254V253H179ZM211 254V253H210ZM189 255H191V257H192V253H190ZM209 255V254H208ZM225 256H226V254H225ZM244 256V255H243ZM244 256V257H245ZM190 257V258H191ZM217 257V256H216ZM221 257H222V255H221ZM246 257V258H247ZM164 258V259H165ZM194 258H192V260H193ZM204 259H205V257H204ZM208 259V258H207ZM231 259V258H230ZM17 260H18V258H17ZM162 260V259H161ZM168 260V259H167ZM210 260H212V258L210 259ZM210 260H209V262H210ZM214 260V259H213ZM222 260H224V259H222ZM163 261V260H162ZM165 261H166V259H165ZM191 261V260H190ZM208 261V260H207ZM251 261H248V262H251ZM263 261H264V259H263ZM263 261H261V262H263ZM164 262V261H163ZM168 264H170L168 261H166ZM195 262V261H194ZM176 263V262H175ZM178 263V262H177ZM256 263V264H257ZM260 263V262H259ZM258 263V264H259ZM189 264V263H188ZM191 264H192V262H191ZM205 264V263H204ZM224 264H232V262L229 260V259H227L226 260V262L224 263ZM261 264V263H260ZM264 264V263H263Z\"/></svg>",
  "mask_w": 264,
  "mask_h": 264
}]
</instances>
